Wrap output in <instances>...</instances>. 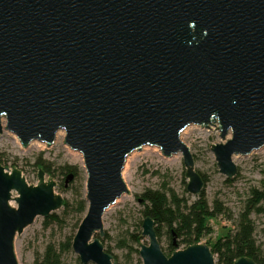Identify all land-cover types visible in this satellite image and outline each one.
Segmentation results:
<instances>
[{"label":"water","instance_id":"1","mask_svg":"<svg viewBox=\"0 0 264 264\" xmlns=\"http://www.w3.org/2000/svg\"><path fill=\"white\" fill-rule=\"evenodd\" d=\"M190 126L219 133L210 148L227 180L238 175L234 157L264 148V0H0V137L51 148L63 132L82 156L87 211L72 242L81 264H117L103 219L130 195L123 170L133 152L181 155L187 192L202 194L181 140ZM46 177L40 169L30 185L0 165V264H20L17 236L64 207ZM142 236L143 264H216L202 243L167 256L150 217Z\"/></svg>","mask_w":264,"mask_h":264},{"label":"rangeland","instance_id":"2","mask_svg":"<svg viewBox=\"0 0 264 264\" xmlns=\"http://www.w3.org/2000/svg\"><path fill=\"white\" fill-rule=\"evenodd\" d=\"M64 133L59 132L56 141L51 148L45 144L32 142L28 148H24L19 139L8 132L0 137V158L4 167L17 168L22 171L28 184H38L39 169L35 163L41 159L52 163L56 168L63 165L77 166L84 172L83 158L80 154L71 151L63 144ZM181 140L190 148L195 157L196 170L205 178V197L211 204L215 200L226 207L234 218L245 206L250 197L251 190L264 188V148L247 157H234V163L238 167V175L227 182L226 177L219 173L214 155L210 146L221 142L219 133L215 129L206 130L199 126H190L182 132ZM183 157L176 155L165 158L161 151L155 147H145L141 152H133L126 160L123 170V179L130 191V195H124L116 205L106 211L104 216L103 237L105 247H109L119 257V264L131 261L136 264V257L127 256L125 250L119 248L122 241L135 234L139 224H143V205L138 202L137 196L148 189H170L180 196L187 192L188 180L185 177ZM85 175V172H84ZM57 182L56 193L73 204L76 200L78 183H71L64 188L63 177H46ZM86 179V177H85ZM85 184V183H84ZM186 195H189L187 193ZM17 196L13 193V197ZM191 196V195H190ZM195 200V198H193ZM12 205L17 207L12 201ZM264 206V203H263ZM62 216L61 210L57 212ZM256 224V239L264 253V215H253ZM66 227L52 226L45 229V219L37 218L34 224L17 236L15 241L16 256L20 264H34L36 257L42 255L48 244H60L67 238L75 235L81 217L74 211L67 216ZM79 224V225H78ZM209 226L213 233L205 238L202 244L212 245L217 239L223 237L233 229V222L225 218L209 220ZM142 232V228H141ZM168 238L161 240L163 251H167ZM140 244L149 245V240L144 238ZM140 249V247L136 246ZM78 256L71 250L64 254L63 264H78Z\"/></svg>","mask_w":264,"mask_h":264},{"label":"trees","instance_id":"3","mask_svg":"<svg viewBox=\"0 0 264 264\" xmlns=\"http://www.w3.org/2000/svg\"><path fill=\"white\" fill-rule=\"evenodd\" d=\"M3 164L4 162L0 158V165ZM35 167L39 170L42 169L47 176L59 175L64 180L67 175L74 174L72 183H78L74 203L70 204L65 200L61 210L62 216L53 213L45 219L44 228L47 230L52 226L66 227L67 216L69 217L74 211L81 217L80 224L87 211V202L84 196V172L79 167L71 165L56 168L49 161L43 160V156L42 160L39 159L35 163ZM203 179L206 183L204 177ZM187 193L185 196H180L173 190L163 188L148 189L137 196L138 202L144 207L142 211L144 219L150 217L155 222L159 241L161 242L165 237L168 238L167 251H164L167 256H171L177 250L202 243L206 237L213 233V229L209 226V220L222 217L233 222V229L217 239L212 245H208L215 257L216 264H234L236 260L242 257L251 259L256 264H264V253L257 243V227L252 218L253 215H264V189L261 191L258 189L251 190L249 199L236 218L218 200L210 204L205 197L204 190L195 200L192 196L186 195ZM142 226V223L139 224L137 232L131 234L128 240L122 241L119 245V248L125 250L130 259L136 257V264H143L139 249L135 247V245L140 247V243L144 239L141 232ZM74 236L72 235L60 244H48L43 254L36 257L34 264H63L64 254L72 250ZM102 243L104 244L103 239ZM105 248L108 253L113 255L109 247ZM113 256L119 264V257ZM133 260L132 258L131 261L124 264H135ZM78 264H81L80 260Z\"/></svg>","mask_w":264,"mask_h":264}]
</instances>
